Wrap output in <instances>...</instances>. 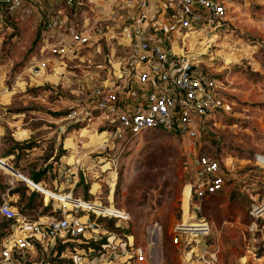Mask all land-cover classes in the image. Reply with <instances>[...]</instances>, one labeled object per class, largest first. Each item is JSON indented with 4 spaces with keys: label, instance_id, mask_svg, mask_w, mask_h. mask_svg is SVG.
<instances>
[{
    "label": "built area",
    "instance_id": "obj_1",
    "mask_svg": "<svg viewBox=\"0 0 264 264\" xmlns=\"http://www.w3.org/2000/svg\"><path fill=\"white\" fill-rule=\"evenodd\" d=\"M225 2L0 0V21L6 9L21 17L35 15L40 24L26 69L30 77L48 71L54 76L55 63L63 68L86 47L99 52L105 46L108 65L95 79L88 105L70 109L59 119L65 122L56 129L61 136L69 125L83 123L87 128L95 122L104 145L120 133L135 136L152 130L195 139L221 109L220 81L213 67L222 61L216 41L227 22ZM84 138L76 135L74 145L82 147L89 141ZM83 163L59 164L51 187L37 182L43 191L27 185L46 197L37 207H18L16 199L0 195L5 223L0 264H154L160 226L153 222L139 240L126 210L108 197L103 201L74 193L78 172L84 175L86 170ZM195 164V177L186 184L181 203L182 217L170 229L169 243L177 249L180 264H208L210 227L200 215L202 199L221 192L226 184L214 157L198 155ZM89 169L94 176L105 170L95 163ZM57 180H64V187ZM259 207L255 216H261L264 202ZM156 255L159 263L163 255L158 250Z\"/></svg>",
    "mask_w": 264,
    "mask_h": 264
},
{
    "label": "rangeland",
    "instance_id": "obj_2",
    "mask_svg": "<svg viewBox=\"0 0 264 264\" xmlns=\"http://www.w3.org/2000/svg\"><path fill=\"white\" fill-rule=\"evenodd\" d=\"M225 4L227 22L216 41L222 61L213 67L220 81L221 109L205 130L195 139L163 130L135 136L120 133L106 145L99 143L102 134L95 122L87 128L83 123L69 125L67 132L74 133L67 139L56 130L65 124L57 120L70 109L88 105L93 83L108 65L105 46L99 52L86 47L63 68L55 63L54 76L49 71L27 76L40 24L35 15L21 17L3 9L0 112L4 119L16 116L18 127L13 133L5 130L0 137V195L7 193L16 199L18 207L26 199L20 200L10 190L23 189L25 196L34 193L35 204L45 201L43 194L27 185L36 186L24 179L46 162L49 173L40 180L51 187L54 167L52 159L45 161V157L53 142L47 139L64 141L61 167L73 160L86 165L84 175L78 172L73 192L103 201L108 197L114 206L126 210L131 230L139 240L145 238L153 222L158 224L160 241L154 244V264H180L177 249L169 243L170 229L182 217L181 203L186 197V184L196 174L195 160L205 154L218 160L226 177L221 192L202 199L200 215L210 227L206 237L208 264H264V211L261 216L253 214L264 202V164L260 162L264 158V0H226ZM13 119L8 123L13 124ZM78 134L89 140L82 147L74 145ZM28 141H37L43 148L37 146L14 158L3 157L11 146ZM92 163L105 170L94 176L89 171ZM58 180L64 187L65 181ZM1 185H5L3 189ZM193 214L189 210V215ZM157 250L163 255L159 263Z\"/></svg>",
    "mask_w": 264,
    "mask_h": 264
},
{
    "label": "trees",
    "instance_id": "obj_3",
    "mask_svg": "<svg viewBox=\"0 0 264 264\" xmlns=\"http://www.w3.org/2000/svg\"><path fill=\"white\" fill-rule=\"evenodd\" d=\"M40 30H41V26L39 28V32H40ZM38 38H39V35H38ZM38 145L39 144H38L37 141H28V142H23V143H16L7 152L8 153L13 152L14 149H16V150H18L17 156H19V154H21L23 152V150H25V149H31V148L36 147ZM62 154H63V151H61L60 145H59V148H57V152L53 156V158H55L53 160H56ZM50 155H51V152L45 158L47 159ZM46 159H45V161H46ZM46 164L47 163L45 162L43 165H41L39 167V169L29 172L28 179H30L34 183L39 182L40 181V177H42L44 175V173L47 171V168H48L47 166L48 165H46ZM34 183H33V186H35ZM4 186L5 185H1L2 189L4 188ZM10 192L11 193L16 192L19 195L20 200L26 199L24 205L22 206L23 208L37 207L40 204V203H36V204L34 203V196H35L34 193H30L29 195L25 196L23 189L22 190L13 189V190H10ZM4 226H5V223H1L0 224L1 230L3 229Z\"/></svg>",
    "mask_w": 264,
    "mask_h": 264
},
{
    "label": "crops",
    "instance_id": "obj_4",
    "mask_svg": "<svg viewBox=\"0 0 264 264\" xmlns=\"http://www.w3.org/2000/svg\"><path fill=\"white\" fill-rule=\"evenodd\" d=\"M2 105H4V104H2ZM3 107H1L0 106V111L1 110H3L2 109ZM13 115H11V116H9V117H7V118H5L4 119V116L1 114V112H0V137L2 136V134L4 133V131L6 130V131H8V130H11L10 132H12V130H16V128L18 127V125H17V122H18V120L16 119V116L15 117H12ZM9 118H14L13 120L14 121H12V123L13 124H11V123H8V119ZM58 122L60 121L59 119L57 120ZM13 133V132H12ZM12 133H10L11 135H12ZM14 133H17V132H14ZM74 132L72 131V130H70L69 132H67L66 133V135H65V138L67 139L70 135H72ZM61 136V135H60ZM53 138V137H52ZM46 140V139H45ZM52 140V149H51V155L47 158V160L46 161H48V159H52V164H53V167H54V170H56L57 169V167H58V165L60 164V161H61V158L63 157V156H59L56 160H53V159H55V158H53V156L55 155V153L57 152V148H59V145H60V149H61V146H62V143H64V141L62 142L61 140H59V141H57V142H54V140L53 139H51V138H49V139H47V142H49V141H51ZM61 143V144H60ZM39 147H41V148H43V145H41V144H39L38 145ZM11 147H13V146H11ZM11 147L9 148V149H11ZM37 147V146H36ZM33 148H35V147H33ZM8 149V150H9ZM7 150V151H8ZM30 150H32V148L31 149H25V150H23V152L21 153V154H19V155H22L23 153H26V152H28V151H30ZM62 150V149H61ZM5 152L4 154V156L3 157H10V158H14V157H18L17 156V150L16 149H14V151L13 152H10V153H8V152ZM2 159H4V161H6V159L7 158H2ZM57 163V167L55 166V164ZM17 169V168H16ZM15 169V170H16ZM53 172V171H52ZM26 177H28V175H26ZM161 260V259H160Z\"/></svg>",
    "mask_w": 264,
    "mask_h": 264
},
{
    "label": "bare ground",
    "instance_id": "obj_5",
    "mask_svg": "<svg viewBox=\"0 0 264 264\" xmlns=\"http://www.w3.org/2000/svg\"><path fill=\"white\" fill-rule=\"evenodd\" d=\"M263 161H264V158H262V159L260 160V162H263ZM21 178H23V177H21ZM23 179H24V178H23ZM24 180H25L26 182H27V181L32 182V181L29 180L28 178H25ZM32 183H34V182H32ZM35 186H36V189H37V190H39V191H43V190H42L43 188H42L39 184L35 183ZM38 186H40L41 188L38 189V188H37ZM32 188H33V187H32ZM111 202H112V201H111ZM256 209H257V208H256Z\"/></svg>",
    "mask_w": 264,
    "mask_h": 264
},
{
    "label": "water",
    "instance_id": "obj_6",
    "mask_svg": "<svg viewBox=\"0 0 264 264\" xmlns=\"http://www.w3.org/2000/svg\"><path fill=\"white\" fill-rule=\"evenodd\" d=\"M190 68H191L190 66L187 67V68H186V71L190 70ZM14 171H15V170H14ZM23 178H25V177H23ZM29 180H30V179H29Z\"/></svg>",
    "mask_w": 264,
    "mask_h": 264
}]
</instances>
